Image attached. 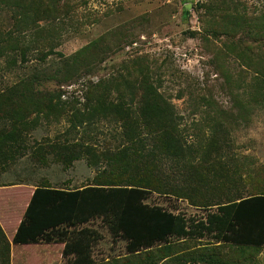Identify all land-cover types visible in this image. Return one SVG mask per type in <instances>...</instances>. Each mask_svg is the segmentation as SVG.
Returning a JSON list of instances; mask_svg holds the SVG:
<instances>
[{
    "label": "rangeland",
    "instance_id": "obj_1",
    "mask_svg": "<svg viewBox=\"0 0 264 264\" xmlns=\"http://www.w3.org/2000/svg\"><path fill=\"white\" fill-rule=\"evenodd\" d=\"M58 1L61 8L56 20L46 24V27L65 24L66 33L55 51L69 56L102 38L100 45L106 56L101 59L99 56V62L84 70L74 82H51L43 88L42 95H60L58 101L63 104V110L53 111L59 116L41 108L35 112L30 107L31 114L19 124L22 139L17 143L23 141L27 150L21 152L23 155L16 154L14 161L9 158L6 164L0 163V227L6 239L11 241L8 236L22 219L37 185L76 189L94 184L103 176L109 178L120 174L119 169L105 166V163L106 173L102 169L96 170L97 167L90 163L89 152H84L79 145L93 149L98 155L109 156L118 154L121 146L128 143L122 136L120 122L111 117L90 116L94 100H97L95 96L102 94V91L91 89H95L100 78L115 77L116 71L124 73L122 66L133 59L151 66L153 79L160 81V91L171 95L176 112L182 118L181 126L188 130V142L205 134L211 122L204 123V119L211 106L221 119L231 123L230 152L221 156V165L209 175L208 185H202L201 192L193 194V203L157 194L150 195L145 202L186 218L203 219L206 212L215 207L208 204L264 193V107L250 99V87L257 75L255 69L260 68L264 58V41H252L245 35V28L226 35L216 24L224 15L241 17L246 14L256 18L264 13V0ZM207 7H212L213 15L208 13ZM0 17L1 28L8 29L11 25L9 15L3 13ZM213 31L218 32L214 34ZM230 41L233 42L231 47L226 45ZM29 58L33 66L36 61L32 56ZM56 58V55L49 56V62ZM48 63L44 66H49ZM28 68L31 67L12 68L6 59H0V91L26 75ZM89 95L93 96V103ZM114 96L112 92L109 98ZM9 129L7 125L6 130ZM63 147L70 150L61 149ZM39 148H43L42 152ZM58 153L71 155L73 159L64 165L56 158ZM164 172L181 185L179 173L184 174L182 167L176 168L172 163L166 167L165 163ZM85 227L96 228L101 235L92 249L95 262L125 255L124 241L112 239L100 219ZM175 243L186 255L206 245L202 252L214 250L224 264H264V247L257 251L238 249L216 243L210 237ZM23 246L26 245H10L9 264H68L62 256V247L60 249L57 244ZM194 257L175 264H196ZM204 261L209 260L201 259L198 264ZM159 264L174 263L167 258ZM206 264L215 263L209 261Z\"/></svg>",
    "mask_w": 264,
    "mask_h": 264
},
{
    "label": "trees",
    "instance_id": "obj_2",
    "mask_svg": "<svg viewBox=\"0 0 264 264\" xmlns=\"http://www.w3.org/2000/svg\"><path fill=\"white\" fill-rule=\"evenodd\" d=\"M60 8L58 0H0V16L7 13L11 19L6 30L0 24V59H6L12 68L31 67L26 75L0 91V163L6 164L9 158L14 161L16 154L23 155L21 152L27 150L23 141H17L22 139L19 124L31 114L30 107L35 112L39 108L46 113L62 112L60 95H42L43 88L51 82H74L84 70L99 62V56L100 59L106 56L100 45L102 38L69 56L55 51L66 33L65 24L61 23V27H46V24L56 20ZM207 10L213 15L212 7ZM216 24L226 35L245 28V35L252 41H264V13L256 18L246 14L241 17L224 15ZM226 45L231 47L233 42ZM51 55L57 58L49 62ZM30 56L37 64L29 63ZM47 63L49 66H44ZM122 69L124 73L116 71L115 77L100 78L95 89H91L102 91V94L95 96L97 100H94L90 116L111 117L120 122L122 136L128 143L121 146L118 154L109 156L98 155L93 149L79 145L84 152H89L90 163L97 167L96 170L106 173L105 166H114L120 174L103 176L94 184L76 189L37 185L11 241L0 227V264L10 263L11 244H63L62 256L68 264H159L167 258L175 264L186 262L187 257L192 260L193 255L196 264L201 259L224 264L214 250L202 252L206 245L186 255L175 243L207 237L238 249L257 251L264 247V193L208 204L215 207L207 211L203 219L186 218L145 202L150 195L157 194L193 203V194L201 192L202 185H208L209 175L221 165V156L230 152L231 123L221 119L211 106L204 119V123L211 122L205 134L188 142V130L181 126L182 118L176 112L172 97L160 91V81L153 79L151 66L133 59ZM255 70L257 75L250 87V99L264 107V58L260 68ZM112 92L115 96L110 99ZM89 100L93 103L92 95ZM135 102L136 106L132 107ZM7 125L9 130H6ZM61 149L70 150L68 147ZM56 158L64 165L73 159L64 153H58ZM165 163L166 167L169 163L176 168L182 167L181 185L165 174ZM95 219L104 223L112 239L124 241L123 257L94 261L92 249L101 235L96 228L85 225Z\"/></svg>",
    "mask_w": 264,
    "mask_h": 264
},
{
    "label": "crops",
    "instance_id": "obj_3",
    "mask_svg": "<svg viewBox=\"0 0 264 264\" xmlns=\"http://www.w3.org/2000/svg\"><path fill=\"white\" fill-rule=\"evenodd\" d=\"M26 206H27V205H26ZM25 208H26V207H25ZM24 210H25V209H24ZM15 230H16V228L14 229L13 232L10 233V236H8L10 240H11V238L13 237V234H14ZM33 245H36V244H33ZM33 245H26V246H23V247H25V248H29V247H31V246H33ZM57 246H58L60 249H61V247H62V250H63V244L58 243ZM14 249H15V248H13V249L11 250V262H12V257H13V254H14V253H13V252H14ZM23 252H24V251H23ZM24 253H25V252H24ZM17 258H18V257H17ZM17 258H16V259H17ZM13 262H14V261H13ZM13 262H12V263H13Z\"/></svg>",
    "mask_w": 264,
    "mask_h": 264
}]
</instances>
